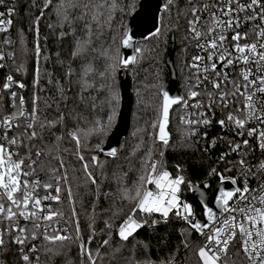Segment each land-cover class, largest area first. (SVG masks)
Instances as JSON below:
<instances>
[{
    "label": "trees",
    "instance_id": "1",
    "mask_svg": "<svg viewBox=\"0 0 264 264\" xmlns=\"http://www.w3.org/2000/svg\"><path fill=\"white\" fill-rule=\"evenodd\" d=\"M61 2L52 0L47 9L43 7L44 0H5L0 5V12L15 9L10 17L6 15L12 20L9 30L0 33V53L4 54V59L0 60V64L4 65L0 67V115L16 111L14 105H19L21 96L25 99V109L30 112L33 98L39 97L41 122L46 118L56 121V125L44 128L37 125L38 138L31 142L25 138L24 146L18 151L23 157L31 154L32 159H36L37 151L42 153L37 163V173L42 180L48 179L47 172L52 167L59 169L63 159L66 167L59 171L63 174L67 170L78 213L69 226L74 236L78 218L81 229L80 240L45 245L41 237L29 240L24 246L25 252L33 244L37 246L38 250L29 254L35 264H86V257L81 256L80 245L83 243L91 250L95 264H141L146 261L198 264L196 252L203 239L172 213L166 222L160 214H152L148 224L128 241H122L117 234V226L131 208L130 203L122 199V189H133L139 176L145 174L142 164L149 150L152 158L159 160L173 177L182 175L192 185L202 188L208 184V192L219 180L218 176L209 175L213 168L223 175L227 174L216 157L222 145L212 147L209 143L211 134L221 130L220 125L213 123L199 129L197 135H190L188 126L180 122L183 116L180 105L174 106L170 113L172 137L168 146L155 140L157 128H153L152 124L158 119L160 87L170 78L166 58L172 37L175 42L173 65L179 93L185 92L191 77L185 64L190 61L195 48L185 39L187 24L184 17L177 20L178 8L184 10L186 0H177V6L172 7L170 12L163 11L165 0L162 1L158 20V27L162 23L164 26L162 34L158 38H151L150 34L137 41L135 48L143 49V53L137 62L125 68L120 67L121 40L139 0H92L97 4H116L115 9H100V23L92 22L91 15L78 19L82 7H69V21H64L63 10L58 15ZM64 2L67 7V0ZM78 2L82 5L88 0ZM37 17H40L38 23ZM86 23L90 24V29L85 27ZM6 39L11 43L4 44ZM37 46L40 48L39 55L36 54ZM74 52L80 55L74 56ZM10 53L14 54L11 58ZM88 65L93 71L85 75L84 69ZM121 68L132 81L130 123L117 154L109 156L100 154L98 149L104 145L117 121L120 104L118 72ZM9 75L13 77V85L5 90L3 84ZM19 84L25 87L20 88ZM60 89H63V94ZM12 92L17 94L15 99L11 96ZM113 112L115 116L109 125L108 116ZM61 114L64 116L62 121ZM97 121L107 125V131L88 134ZM23 130L21 124L20 128H13L9 135L16 136ZM69 132H77L80 137L82 146L79 152ZM29 143L32 145L30 149ZM160 152L164 153L163 157H160ZM78 155H83L84 160H79ZM93 156L98 158V164L93 162ZM84 163H88L95 184L87 179L82 167ZM40 164L44 165V171L40 170ZM180 194L192 204L196 220L203 218L202 207L187 184L181 185ZM62 198L63 205L57 207H62L66 217H71L66 191L62 192ZM153 220L159 222L153 225ZM89 237H92L90 243ZM4 239L0 264H25L21 259V246L12 243L8 234ZM104 240L109 243L103 245ZM185 241L189 247L185 246ZM48 248L52 250L48 251Z\"/></svg>",
    "mask_w": 264,
    "mask_h": 264
},
{
    "label": "snow or ice",
    "instance_id": "2",
    "mask_svg": "<svg viewBox=\"0 0 264 264\" xmlns=\"http://www.w3.org/2000/svg\"><path fill=\"white\" fill-rule=\"evenodd\" d=\"M4 3L5 0H0V5ZM51 4L52 0H44V9L49 8ZM174 6H177V0H165L163 11L170 12ZM69 7H82L83 11L78 19H85L91 15L92 22L100 23V9L105 7L115 9L116 4L114 2L97 4L88 0L81 5L78 0L75 3L73 0H67L66 7L62 0L58 15L61 14L60 10H63L64 21H69ZM14 11V8H8L7 13L0 12V32L9 30L12 20L5 19V16L10 17ZM42 15L43 10H41ZM181 16L187 24L185 39L198 54L193 55L191 61L185 64L191 72L189 82L186 83L187 98L173 97L168 91L162 90L161 86L158 119L152 124L153 128L158 127L155 140L165 147L168 146L167 128L173 105H182L185 110H195L189 114L190 117L195 118L188 116L180 118L181 124L187 125L189 134L194 136L198 134L200 128L209 127L213 123L207 113L214 116L216 107L223 110L228 109L231 104L234 105L233 110L227 112L226 117L216 123L235 132L239 137H244L246 134L247 137L255 139L257 146L264 153V0H186V8L184 10L178 8V21ZM39 19L40 17H37V23ZM245 24L250 25V31H239ZM85 27L90 29V24L86 23ZM163 27L162 23L161 27H157L151 33V38H158L162 34ZM251 37L255 39L248 42ZM3 43L10 44L11 41L6 39ZM85 43L88 42L85 41ZM122 46L124 48L132 46V37L127 32L123 34ZM134 51L137 55L123 58L121 63L127 66L137 62L143 49L135 48ZM39 53L40 48L37 46L36 54L39 55ZM13 55L10 53V58ZM73 55L79 56L80 53L74 52ZM3 59L4 54L0 53V60ZM3 66L0 64V67ZM237 66H239L238 74L235 71H227ZM92 71L90 65L84 69L85 75ZM12 85L13 77L9 75L6 77L3 89L8 90ZM18 86L25 87L24 84ZM202 86L203 93L199 90ZM209 87L211 91L208 90ZM60 91L63 94V89ZM201 95H206L207 103L198 99ZM11 96L15 99L17 94L12 92ZM38 102L39 97L35 96L31 111L28 112L25 109V99L21 96L19 105H14L16 111L0 119V127L3 128V135L0 136V141H3L0 142V225H3L0 227V248L5 246L4 236L8 234L12 243L21 246V259L25 264H31L28 253L38 250L33 244L25 252L24 246L29 240L35 241L42 237L45 245H53L81 239L78 218L75 223V235L69 234V225L72 218L78 217V213L74 207L75 198L67 170L63 174L59 171L66 167L63 159L60 160L59 169L52 167L47 172L48 179L42 180L37 173V163L42 153L37 151L36 159H32L31 154L17 159L19 153L13 151V148L19 149L24 146L25 138L29 142L38 138L35 130L37 125L40 128L55 127L56 121L45 118L41 122ZM114 116V112L108 116L109 125ZM63 119L64 116L61 114L60 120ZM21 124L24 130L10 137L9 133L12 129L20 128ZM106 131L107 125L97 121L88 134H102ZM68 135L76 141L77 152H79L82 145L77 132H69ZM204 135L207 136V133ZM58 139L61 138L58 137ZM229 144L230 151L241 157L237 163L244 179L241 184L238 177H226L215 168L211 170L209 175L218 176L221 183L230 180L231 185L235 186L228 190L219 188V194L214 198V203L219 209V216L212 207L205 205L203 214L207 222L196 220L193 206L183 201L180 196L181 185L187 184L189 190L193 192L197 191L196 186L186 181L182 175L173 177L163 168L159 160L152 158L151 150H149L142 164L145 174L139 176L133 189H122V199L127 200L131 208L130 213L117 226L119 238L122 241H128L134 233L148 224V218L154 213L160 214L165 222L172 213L177 218L183 219L192 232L204 238L205 242L196 252L198 264H235L228 255L230 246L237 248V256L242 252L248 264H264V159L257 165H252L245 158L248 150L252 148L249 139H242L241 142L229 141ZM28 147L29 149L32 147L31 143ZM107 155L115 156L116 150L109 151ZM163 155L164 153L160 152V157ZM226 155L221 156L220 159L223 160ZM78 159L83 161L84 156L78 155ZM92 160L96 164L99 163L96 156H93ZM82 167L87 179L95 184L96 180L89 170L88 163H84ZM40 170L44 171L43 164H40ZM226 171L231 172L232 169L229 168ZM250 179L258 181L255 188L250 185ZM147 184L154 185L155 190L147 188ZM207 187L209 185L205 184L204 188ZM64 191L67 192L71 217H66L62 207H57L64 203L62 198ZM22 221L28 223L21 226ZM158 222L153 220L152 224ZM107 226L112 228L111 224ZM91 239L92 237H89V243ZM108 243V240L103 241V245ZM185 246L189 247L187 241ZM80 247L81 256L87 257L90 264H95L91 250L83 243ZM145 264H151V261H146ZM165 264H174V261H168Z\"/></svg>",
    "mask_w": 264,
    "mask_h": 264
},
{
    "label": "water",
    "instance_id": "3",
    "mask_svg": "<svg viewBox=\"0 0 264 264\" xmlns=\"http://www.w3.org/2000/svg\"><path fill=\"white\" fill-rule=\"evenodd\" d=\"M162 1L163 0H139L137 9L129 18L127 30H126L128 35L132 37V46L128 48H124L122 46L123 38L121 40L120 67L125 68L131 65L130 63L127 66H125L124 64L121 63V60L129 56H134L135 43L137 41L145 39L158 27V20H159ZM174 49H175V42H174V37H172L170 41L169 55L166 58V64L170 69V78L166 81L165 84L162 85V90L168 91L169 94L173 97H177L180 96V94L177 90V79H176L177 76L173 65ZM118 80L120 87V104L117 112V121L113 129L107 136L104 145L98 149V152L100 154L107 155V153L113 149L116 150V154H117L119 144L122 138L126 136L129 129L130 113L132 107V92H131L132 81L131 78L127 74H125L122 68L118 72ZM160 93H161V87H160ZM174 106L176 105H173V107ZM167 131L169 132V139H170L172 137V133L170 132L169 125ZM157 133H158V127L156 129V134ZM221 187L228 190L233 188L234 186L231 185L230 181L225 180L223 183H221V181H218L210 192L207 191L208 188H202L198 186H196L197 188L196 192L191 191V193L196 197L197 201L200 203L203 213H204V207L205 205H207L209 207H212L213 210L216 211L217 214H219V209L216 207L214 203V198L216 195L219 194L218 190ZM197 220L204 223L207 222L204 214H203V218Z\"/></svg>",
    "mask_w": 264,
    "mask_h": 264
},
{
    "label": "built area",
    "instance_id": "4",
    "mask_svg": "<svg viewBox=\"0 0 264 264\" xmlns=\"http://www.w3.org/2000/svg\"><path fill=\"white\" fill-rule=\"evenodd\" d=\"M240 15L243 16V14H240ZM5 19H7L6 16H5ZM239 31H241V32H248V31H250V25L245 24L241 29H239ZM0 33H6V32H0ZM229 39H230V35H229ZM252 39H255V37H251V38L249 39L248 42H251ZM242 43H243V41H242ZM196 54H198V53H197V50L195 49L193 55H196ZM193 55H192V56H193ZM190 61H191V59H190ZM190 61H189V62H190ZM227 71H229V72L235 71V72L238 74V73H239V66H237L235 69L229 68V69H227ZM233 78H235V77H233ZM192 82H194V81H192ZM229 87H230V86H229ZM199 90L203 93V92H204V88H203V86H202L201 89H199ZM208 90L211 91L212 89L209 87ZM180 96H183V97L187 98V88L185 89V92H184L183 94L180 93ZM198 99L202 100L204 103H207V97H206V95H201L200 97H198ZM180 107H181V111H182V113H183V116H188L189 118H195V117H190V116H189V114H190L191 112L195 111L194 109H187V110H185V109L183 108L182 105H180ZM233 107H234V105H231V104L229 105V108H228V109H223V110H222L220 107H216V108H215V115H214V116H212L211 113H207V115H208L210 118H212L214 124L218 125V123H216V121H218V120H220V119H222V118H225L226 115H227V112L232 111V110H233ZM201 111H204V109H201ZM238 115H239V114H238ZM4 116H7V114H5V115H0V119H2ZM213 123H212V124H213ZM212 124H211V125H212ZM250 126H251V125H250ZM202 128H203V127H202ZM220 128H221L220 131L218 130L215 134H211V137H210L209 143H210V145H211L212 147H213L215 144H220V145H222V146L220 147L219 152H218V155H217L216 157L219 159L220 162H222V166H223V168H224L225 171H226V169H229V168L232 169L231 172H228V171H227V174L224 175V176H226V177H238L239 180L241 181V184H242L244 178H243V176L241 175L240 167H239V165H238V163H237V161H238L241 157H240L238 154H236V153H232V152L230 151V144H229V141L241 142L242 139H249V140H250V144L252 145V148H250V149L248 150V155H247L245 158H246V159L249 161V163L252 164V165H257L258 162H259L260 160L264 159V153H262L261 150L259 149V147L257 146V142H256L255 139L247 137L246 134H245L244 137H239V136H237V135L235 134V132L230 131L228 128L221 127V126H220ZM200 129H201V128H200ZM12 130H13V129H12ZM2 135H3V128L0 127V136H2ZM9 136H10V135H9ZM207 139H208V138H207ZM0 142H3V141H0ZM213 142H215V143H213ZM206 148H207V147H206ZM209 149H210V148H209ZM13 151H18V149L13 148ZM18 153H19V151H18ZM225 154H227V155L225 156V158H224L223 160H221V159H220L221 156H224ZM21 157H23V156L19 153V155H18L16 158L19 159V158H21ZM253 170H255V169H253ZM219 173H221V171H220ZM218 181H220V180H218ZM218 181H217V182H218ZM228 181H230V180H228ZM249 183H250V185H251L253 188H255V187L257 186L258 181H257L256 179H250ZM147 185L150 187L151 184H147ZM207 185H208V184H207ZM151 186H153V187H152V188H149V189H151V190H155V186H154V185H151ZM234 187H235V186H234ZM207 188H208V187H207ZM43 194H44L43 191H41V195H43ZM53 194H54V193H53ZM180 196H181V199H182L183 201H185V202H187V203H190V202H188V201L183 197V195L180 194ZM45 203H48V202H45ZM190 204H191V203H190ZM191 205H192V204H191ZM155 214H158V213H155ZM173 215H174V214H173ZM218 216H219V214H218ZM163 219H164V218H163ZM182 220H183V219H182ZM26 223H28V222H25V224H26ZM61 223L63 224V221H61ZM28 225H30V224H28ZM22 226H24V223H23ZM0 227H1V225H0ZM210 227H211V226H210ZM69 234L72 235V232H71V228H70V226H69ZM199 236L203 239V243H204V242H205V241H204V238H203L201 235H199ZM30 247H31V246H30ZM30 247H29V248H30ZM0 250H1V248H0ZM236 252H237V248H236L235 246H230V247H229L228 255L231 256L232 261H234L235 264H248L247 258L243 255V253L241 252L240 255L237 256V255H236ZM28 254H30V252H29ZM29 256H30V259H31V264H35V263H34V259H32V256H31V255H29ZM0 261H1V259H0ZM165 262H168V261H163V262H158V263L151 262V264H165ZM141 264H145V263H141Z\"/></svg>",
    "mask_w": 264,
    "mask_h": 264
},
{
    "label": "rangeland",
    "instance_id": "5",
    "mask_svg": "<svg viewBox=\"0 0 264 264\" xmlns=\"http://www.w3.org/2000/svg\"><path fill=\"white\" fill-rule=\"evenodd\" d=\"M152 187H153V186L150 185V187L148 186L147 188H152ZM162 220H164V219L162 218ZM164 221H165V220H164ZM86 264H90V262L87 261V257H86Z\"/></svg>",
    "mask_w": 264,
    "mask_h": 264
},
{
    "label": "flooded vegetation",
    "instance_id": "6",
    "mask_svg": "<svg viewBox=\"0 0 264 264\" xmlns=\"http://www.w3.org/2000/svg\"><path fill=\"white\" fill-rule=\"evenodd\" d=\"M180 94V93H179Z\"/></svg>",
    "mask_w": 264,
    "mask_h": 264
}]
</instances>
